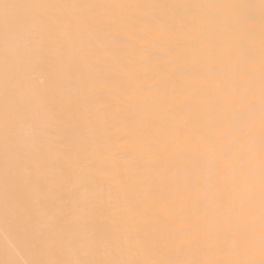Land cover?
<instances>
[{
    "label": "bare ground",
    "instance_id": "6f19581e",
    "mask_svg": "<svg viewBox=\"0 0 264 264\" xmlns=\"http://www.w3.org/2000/svg\"><path fill=\"white\" fill-rule=\"evenodd\" d=\"M0 264H264V0H0Z\"/></svg>",
    "mask_w": 264,
    "mask_h": 264
}]
</instances>
